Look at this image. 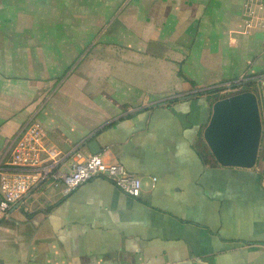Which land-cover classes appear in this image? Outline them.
<instances>
[{"label":"crops","instance_id":"obj_1","mask_svg":"<svg viewBox=\"0 0 264 264\" xmlns=\"http://www.w3.org/2000/svg\"><path fill=\"white\" fill-rule=\"evenodd\" d=\"M248 79L258 161L222 166L194 94ZM32 118L143 189L40 184L0 222V264H264V0H0V164Z\"/></svg>","mask_w":264,"mask_h":264},{"label":"built area","instance_id":"obj_2","mask_svg":"<svg viewBox=\"0 0 264 264\" xmlns=\"http://www.w3.org/2000/svg\"><path fill=\"white\" fill-rule=\"evenodd\" d=\"M247 8L252 22L256 16L251 10L252 1ZM232 84L225 86L224 93L240 92V88H234ZM10 148L9 159L0 164V222L44 182L63 186L64 193L69 194L85 182L102 178L131 197L141 195L142 179L121 163H108L101 154L84 153L80 149L69 155V161L68 154L46 143V132L36 118L21 130Z\"/></svg>","mask_w":264,"mask_h":264},{"label":"water","instance_id":"obj_3","mask_svg":"<svg viewBox=\"0 0 264 264\" xmlns=\"http://www.w3.org/2000/svg\"><path fill=\"white\" fill-rule=\"evenodd\" d=\"M263 133L258 96L243 91L216 100L203 138L216 161L226 167L253 168L259 157ZM100 154L97 142L89 144Z\"/></svg>","mask_w":264,"mask_h":264},{"label":"trees","instance_id":"obj_4","mask_svg":"<svg viewBox=\"0 0 264 264\" xmlns=\"http://www.w3.org/2000/svg\"><path fill=\"white\" fill-rule=\"evenodd\" d=\"M255 85V82L252 79H248L247 81L241 82V83H233L232 86L234 88H240V92L243 91H253L256 93V88H253ZM222 90V88H212V89H206L201 92H198L197 94H194L195 96H206L207 98H212L213 101H216L219 99V93ZM177 101L172 100L170 103Z\"/></svg>","mask_w":264,"mask_h":264},{"label":"rangeland","instance_id":"obj_5","mask_svg":"<svg viewBox=\"0 0 264 264\" xmlns=\"http://www.w3.org/2000/svg\"><path fill=\"white\" fill-rule=\"evenodd\" d=\"M224 89H222L219 93V99L220 98H223V97H227V96H230L231 94H235V91H229L227 93H224Z\"/></svg>","mask_w":264,"mask_h":264}]
</instances>
